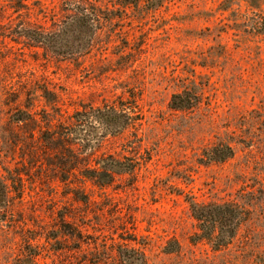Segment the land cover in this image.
I'll list each match as a JSON object with an SVG mask.
<instances>
[{
  "label": "rangeland",
  "instance_id": "rangeland-1",
  "mask_svg": "<svg viewBox=\"0 0 264 264\" xmlns=\"http://www.w3.org/2000/svg\"><path fill=\"white\" fill-rule=\"evenodd\" d=\"M75 2L101 24L86 53L61 57L21 35L58 28ZM182 92L191 104L172 109ZM134 100L135 126L95 123L76 140L90 167L135 165L108 186L80 165L62 178L28 127L8 126L27 105L53 130L77 110ZM219 144L233 156L203 161ZM0 179V264H264V0H0ZM190 201L233 202L248 219L216 250L192 240Z\"/></svg>",
  "mask_w": 264,
  "mask_h": 264
},
{
  "label": "trees",
  "instance_id": "trees-1",
  "mask_svg": "<svg viewBox=\"0 0 264 264\" xmlns=\"http://www.w3.org/2000/svg\"><path fill=\"white\" fill-rule=\"evenodd\" d=\"M90 6L88 3L75 2L73 9L58 28L52 31L40 28L24 29L21 35L36 46L61 57L86 53L91 49L94 36L101 25L96 9L94 6ZM42 91L43 97L49 101L50 93L46 89ZM191 97L188 92L174 94L171 97L170 106L175 110L187 108L191 104ZM131 103L133 105L125 102L107 103L101 107L77 110L68 118L67 122L56 125L53 130H42L36 116L28 110L29 106L25 105L24 110L16 109L9 115L8 126L28 127L30 142L39 141L45 151L52 153L54 158L56 156L59 163L55 164V167L65 175L62 178L74 173L80 165L82 170L79 172L85 179L98 186H108L115 174L133 172L135 165L131 164L128 159V162H121L107 158L103 160V164L96 162V165L99 166L90 167L87 163L88 159L82 158L80 152H83V149L76 140L79 143H85L86 138L82 137L83 131L87 126L93 127L95 123L105 130V134H107L106 132L118 134L129 126H135L140 119L134 111L137 109L134 106L135 100ZM31 125H34L35 128L30 129ZM203 156L205 162L219 163L231 158L233 150L228 144H219L206 150ZM85 162L87 164H84ZM7 189L8 185L0 179V206H3L8 193ZM189 205L198 228L192 240L207 241L216 250L225 248L233 241L240 225L248 219L249 214L248 209L233 202L200 204L190 201ZM121 255L124 263H133L131 256L126 252Z\"/></svg>",
  "mask_w": 264,
  "mask_h": 264
}]
</instances>
